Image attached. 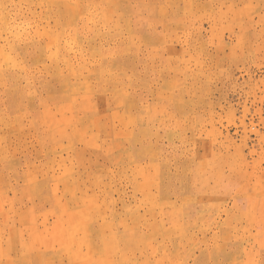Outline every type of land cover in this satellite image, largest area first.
<instances>
[{
  "label": "rangeland",
  "instance_id": "obj_1",
  "mask_svg": "<svg viewBox=\"0 0 264 264\" xmlns=\"http://www.w3.org/2000/svg\"><path fill=\"white\" fill-rule=\"evenodd\" d=\"M0 264H264V0H0Z\"/></svg>",
  "mask_w": 264,
  "mask_h": 264
}]
</instances>
